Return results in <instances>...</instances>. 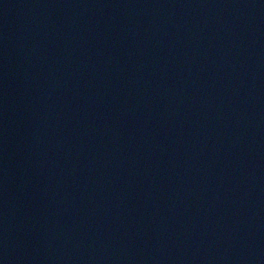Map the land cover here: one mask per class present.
I'll return each instance as SVG.
<instances>
[{"label": "water", "instance_id": "95a60500", "mask_svg": "<svg viewBox=\"0 0 264 264\" xmlns=\"http://www.w3.org/2000/svg\"><path fill=\"white\" fill-rule=\"evenodd\" d=\"M0 264H264V0H0Z\"/></svg>", "mask_w": 264, "mask_h": 264}]
</instances>
